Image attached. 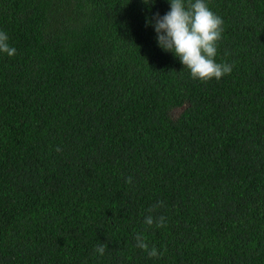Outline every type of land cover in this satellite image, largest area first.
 <instances>
[{"label": "trees", "instance_id": "obj_1", "mask_svg": "<svg viewBox=\"0 0 264 264\" xmlns=\"http://www.w3.org/2000/svg\"><path fill=\"white\" fill-rule=\"evenodd\" d=\"M209 6L234 67L200 81L167 0H0V264H264V0Z\"/></svg>", "mask_w": 264, "mask_h": 264}, {"label": "clouds", "instance_id": "obj_2", "mask_svg": "<svg viewBox=\"0 0 264 264\" xmlns=\"http://www.w3.org/2000/svg\"><path fill=\"white\" fill-rule=\"evenodd\" d=\"M149 2L154 3L155 0ZM167 3L169 10L163 15L156 12L145 19V26H150L155 33L157 46L177 58L193 79L219 80L230 74L234 64L216 59L224 20L211 9L209 0H167ZM15 53L9 34L0 29V54L11 57ZM165 222L164 216L154 218L148 215L144 219L149 226L154 223L163 226ZM135 246L146 250L150 257L161 255L155 246L149 247L143 233L135 235ZM106 247L105 243L97 244L94 255L103 256Z\"/></svg>", "mask_w": 264, "mask_h": 264}]
</instances>
